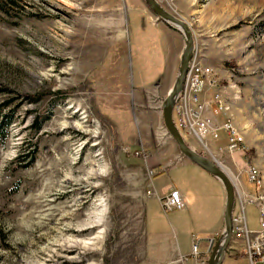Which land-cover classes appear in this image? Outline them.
Listing matches in <instances>:
<instances>
[{"label": "rangeland", "instance_id": "1", "mask_svg": "<svg viewBox=\"0 0 264 264\" xmlns=\"http://www.w3.org/2000/svg\"><path fill=\"white\" fill-rule=\"evenodd\" d=\"M158 2L189 24L193 54L213 68L207 97L220 94L217 120L231 124L248 151L236 162L259 172L257 193L242 195L247 226L243 219L239 229L233 224L230 243L261 260L264 0ZM184 43L144 0H0V102L16 105L0 145V264H197L191 255L179 263L153 255L149 231L162 221L177 228L187 217L159 205L149 216L150 203L144 206L155 163L188 160L162 116ZM183 136L240 184L225 166L228 149L212 154L213 139L202 145ZM223 138L221 132L216 142ZM25 147L32 161L21 155ZM250 198L255 203H245ZM210 252L198 258L208 264Z\"/></svg>", "mask_w": 264, "mask_h": 264}, {"label": "crops", "instance_id": "2", "mask_svg": "<svg viewBox=\"0 0 264 264\" xmlns=\"http://www.w3.org/2000/svg\"><path fill=\"white\" fill-rule=\"evenodd\" d=\"M167 38L169 39L168 32ZM168 63L169 62L165 63L166 68H168ZM165 75L160 76L156 83L160 81L159 79H163ZM148 84L149 83H144V90L148 89V87H146ZM208 144L211 145L209 146V150L212 154H218L221 151L224 152V150H227L226 140L224 138L223 142L212 140L211 143ZM219 144H221L220 151L217 148ZM194 149L201 151V148L196 146H194ZM226 154L227 157H230L233 161L227 158L225 166L234 173L238 172L240 178V184L235 183L233 179L237 190V199L235 200L233 210V213L236 214L241 212L244 206L242 195H245V193L249 195L252 193L256 194L257 188L250 182L246 172L243 171V165H238L239 161H237L238 163L236 162L240 157L244 160L242 155L243 152L236 150L228 154L226 151ZM235 166L238 169H236ZM155 167L156 171L151 177V184L148 189L150 193L144 200V206L150 203L149 208L151 209V214L146 212L147 215H152V209L156 208L157 205L160 206L159 198L166 196L172 188H176L181 192L185 200L186 207L182 211L186 215L187 220L178 225L177 228L171 222L168 224L162 221L160 228L157 227L149 231L150 239L153 242V255L160 260H173L174 263H179L178 257L180 255L189 258L190 246L193 240L192 234L194 235V233L198 234L196 236L200 239L201 252L207 254L211 250L210 239L218 238L224 228L225 190L223 186L221 187L217 180L207 171L188 160L179 161V164L176 165L160 159L155 163ZM243 175L246 176V182L242 180ZM190 221L192 227L186 230V223ZM225 259H227L226 264H244V262L246 263L247 261L249 264H263L259 258H256L253 262L251 253L249 254L243 251V249H240L237 243H230L222 264H224ZM182 263L195 264L193 258H189L186 262Z\"/></svg>", "mask_w": 264, "mask_h": 264}, {"label": "built area", "instance_id": "3", "mask_svg": "<svg viewBox=\"0 0 264 264\" xmlns=\"http://www.w3.org/2000/svg\"><path fill=\"white\" fill-rule=\"evenodd\" d=\"M187 72H194V79H187ZM187 72L173 106L176 125L180 132L186 135V137L189 135L194 137L202 145H206L209 138L218 140L220 138V133L224 132L227 136V149L230 152L236 150L243 151L244 148L241 144L243 140L240 138L239 134L234 129L228 127L227 121L217 120L216 115L220 113L219 109L222 104L220 94H213L212 99L207 97L209 88L215 85L214 80L212 79L213 68L202 64L200 60H197L196 55L192 54ZM213 105H215V107H213ZM245 172L250 182H252L257 188L259 184L257 183L258 171L256 167L249 164L247 165ZM147 193L149 194L150 191ZM252 197L258 199V197ZM159 201L160 206L165 213L169 211L183 210L186 207L181 192L176 188H172L166 196L159 198ZM245 203L253 204L255 201L253 198H250L246 199ZM258 212L260 223L261 225H264L262 222V211L260 207H258ZM242 219L246 225L244 206L242 207L241 212L232 218V223L234 224L235 229L240 228L238 224ZM250 232L257 231L250 230ZM213 240V238L210 239V244ZM199 253L200 239L194 236L191 242L190 255L195 258L197 264H207V259L198 258ZM254 253H256V251H254ZM257 253L260 254L261 252ZM261 260L264 263V255L261 256Z\"/></svg>", "mask_w": 264, "mask_h": 264}, {"label": "water", "instance_id": "4", "mask_svg": "<svg viewBox=\"0 0 264 264\" xmlns=\"http://www.w3.org/2000/svg\"><path fill=\"white\" fill-rule=\"evenodd\" d=\"M157 19L176 28L184 36V47L180 55V64L174 84L168 90L167 95L162 101V116L165 129L170 137L176 143L180 153L189 161L195 163L210 175L218 179L225 190V207H224V228L221 235L214 242L208 264H222L226 249L232 239L233 223L232 215L236 200L237 190L233 185L228 173L214 159L209 158L189 146L181 132L178 130L173 119V106L175 99L182 87L185 74L188 69L189 61L194 50V40L189 24L182 18L177 17L167 11L158 0H144Z\"/></svg>", "mask_w": 264, "mask_h": 264}, {"label": "trees", "instance_id": "5", "mask_svg": "<svg viewBox=\"0 0 264 264\" xmlns=\"http://www.w3.org/2000/svg\"><path fill=\"white\" fill-rule=\"evenodd\" d=\"M11 102L8 101H1L0 102V145L4 144L8 135H9V126L12 122L13 119V115H14V111L15 106L16 105H10ZM37 123V121H36ZM39 128V125H37L36 129ZM244 154L247 153V150H243ZM33 150L31 149L30 151L28 150V148L26 149V147L22 150V156L23 158H27L29 161H32V156H33ZM28 161V162H29ZM260 254L264 255V252H261ZM257 258L258 255L256 254H252V258Z\"/></svg>", "mask_w": 264, "mask_h": 264}, {"label": "bare ground", "instance_id": "6", "mask_svg": "<svg viewBox=\"0 0 264 264\" xmlns=\"http://www.w3.org/2000/svg\"><path fill=\"white\" fill-rule=\"evenodd\" d=\"M187 74H188V72H187ZM188 79H194V72H190L189 73V75H188ZM227 125H228V127L229 128H231V129H234L232 126H231V124H229L228 122H227ZM231 126V127H230ZM235 130V129H234ZM237 132V131H236ZM238 133V132H237ZM182 134V133H181ZM239 134V133H238ZM182 136H183V134H182ZM239 136H240V138L242 139V137H241V135L239 134ZM183 138H184V140H185V142H186V139H185V137L183 136ZM225 170V169H224ZM226 171V170H225ZM227 172V171H226ZM228 173V172H227ZM228 175H229V173H228ZM230 176V175H229ZM258 176H259V172H258V175H257V183L258 184H260V181L258 180ZM230 179H231V181L233 182V180H232V178H231V176H230ZM233 185L235 186V184H234V182H233ZM236 188V187H235ZM260 198H262V196L260 197ZM260 207V209H261V206H259ZM262 211V210H261ZM234 217V216H233ZM262 217H263V211H262ZM87 225H85V226H83V227H81L80 229H79V231H83V230H85V229H87ZM75 244L76 246H79V244H82V242H80V241H72V243L71 244ZM70 244V245H71ZM69 248H70V246H69Z\"/></svg>", "mask_w": 264, "mask_h": 264}]
</instances>
